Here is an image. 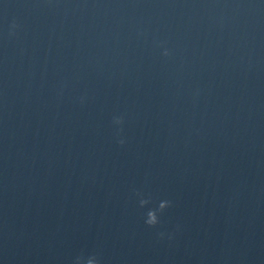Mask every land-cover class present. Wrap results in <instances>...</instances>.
<instances>
[{"label":"water","instance_id":"95a60500","mask_svg":"<svg viewBox=\"0 0 264 264\" xmlns=\"http://www.w3.org/2000/svg\"><path fill=\"white\" fill-rule=\"evenodd\" d=\"M90 255L264 264V0H0V264Z\"/></svg>","mask_w":264,"mask_h":264},{"label":"clouds","instance_id":"9594fccd","mask_svg":"<svg viewBox=\"0 0 264 264\" xmlns=\"http://www.w3.org/2000/svg\"><path fill=\"white\" fill-rule=\"evenodd\" d=\"M11 27L14 29L17 27V25L13 23ZM164 55L165 56L169 55L167 50H165ZM123 123H124V119L122 116H116L113 118V124L118 126V134L123 132V128H122ZM125 142L126 141L123 138L118 140V143L120 145H123ZM137 195L139 196L141 194L137 193ZM148 203L149 200L147 199L141 198L139 200V204L141 207L146 206ZM170 206H171V201L164 200L159 203L157 208L149 209L146 213L145 224L148 225L149 227L157 226L160 223L159 214L163 213V211ZM159 235L163 237L164 233H160ZM74 264H100V259L96 255H90L87 258L78 256L75 258Z\"/></svg>","mask_w":264,"mask_h":264}]
</instances>
